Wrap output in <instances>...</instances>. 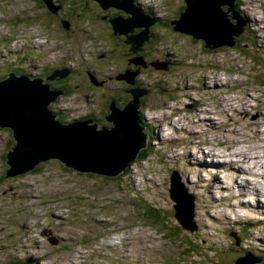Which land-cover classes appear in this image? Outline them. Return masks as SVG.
I'll return each mask as SVG.
<instances>
[{"label":"rangeland","instance_id":"374dc122","mask_svg":"<svg viewBox=\"0 0 264 264\" xmlns=\"http://www.w3.org/2000/svg\"><path fill=\"white\" fill-rule=\"evenodd\" d=\"M40 1L0 0V80L23 73L59 89L51 85L59 78L47 77L69 62V88L50 109L63 122L91 119L98 127L110 125L104 115L111 99L123 107L132 103L130 89H144L137 109L148 134L147 156L136 155L112 176L77 172L58 158L7 176L6 155L16 142L12 129L0 126V264H233L232 257L245 252L264 260V0H240L248 35L215 49L169 25L183 0H140L164 21L148 50L168 68H143L134 76L137 84L121 82L116 40L98 29L67 32L51 25ZM94 73L107 78L104 88L91 84ZM201 107L216 114L215 127L193 122ZM164 131L169 137L161 140ZM225 167L238 171L223 191L213 180L224 181ZM235 190L260 200L247 211L242 195L238 208ZM142 207L160 218L141 217Z\"/></svg>","mask_w":264,"mask_h":264},{"label":"water","instance_id":"95a60500","mask_svg":"<svg viewBox=\"0 0 264 264\" xmlns=\"http://www.w3.org/2000/svg\"><path fill=\"white\" fill-rule=\"evenodd\" d=\"M41 1L52 13L60 8L53 0ZM97 1L103 7H115L129 14L128 17L114 16L110 19L115 32L127 34L133 26L144 25L138 33L127 35L126 42L131 44L133 51L148 40V27L154 21L133 0ZM235 1L185 0L183 11L170 24L175 31L201 38L205 48L233 46L235 37L245 30V21L236 13L228 17L229 11L234 12ZM224 5H228L227 10L222 9ZM230 18L235 21L231 22ZM133 63L141 65L144 61L137 57ZM150 65L156 69H167V62L164 61H151ZM138 72L127 69L121 76L131 84ZM57 75L65 77L68 70L57 69L55 75L47 78ZM96 80L91 75L93 84H102ZM63 92V88H51L42 78H30L27 74L9 72L0 80V126L10 127L16 142L6 155V163L9 164V169L5 171L7 176L29 170L38 161L48 158H58L65 166L75 170L112 176L119 174L145 146L147 134L142 131L137 109L140 105L138 96L145 93L144 89H130L132 103L129 101L123 107L111 101L109 112L104 115V120L110 125L101 127L91 119L64 123L56 118L48 110V105ZM190 220L185 221L186 226H190ZM247 258H251L249 252H245L238 264H251L246 261Z\"/></svg>","mask_w":264,"mask_h":264},{"label":"flooded vegetation","instance_id":"af4514ba","mask_svg":"<svg viewBox=\"0 0 264 264\" xmlns=\"http://www.w3.org/2000/svg\"><path fill=\"white\" fill-rule=\"evenodd\" d=\"M56 3L60 6L59 10L51 14L53 18V22L57 23L58 26L64 27V31H74L75 30H85L86 27L93 31L98 29V33L100 31L103 33L104 37L109 38V40H116L115 44V51L118 52L117 63H120L119 72H124L127 69H137L140 72L150 66L149 62L152 61V53L149 49V38L155 39L156 33L155 29L160 27L163 24V21L157 19L156 23L149 28L148 33V40L144 41L139 48L136 50H132V46L130 43L126 42L127 36L125 34H115L113 33L111 24L109 20L114 16H127L124 11L115 7H103L97 0H55ZM35 21V18H34ZM84 27V28H83ZM142 28L141 27H134L130 32L131 33H138ZM108 32V35L105 34ZM73 33V32H72ZM137 57H141L144 61L143 64L139 65L133 63V60ZM64 63L62 66H64ZM69 68L70 73L74 71V68L71 67V64L68 63L66 66ZM84 71L89 72V69H85ZM69 73V74H70ZM89 73H93L90 70ZM67 75L64 78H60L57 81L51 82V85L60 88H63L66 91L69 88V81L71 79V75ZM96 77L97 82H102L101 85H95L100 88H104L107 83V78H102L101 75H97L96 73L92 74ZM90 82V81H88ZM121 82L126 83L125 79H121ZM134 83L137 84L136 80L134 79ZM127 84V83H126Z\"/></svg>","mask_w":264,"mask_h":264},{"label":"bare ground","instance_id":"6f19581e","mask_svg":"<svg viewBox=\"0 0 264 264\" xmlns=\"http://www.w3.org/2000/svg\"><path fill=\"white\" fill-rule=\"evenodd\" d=\"M228 6V5H227ZM56 78H59V76L57 75L56 76ZM214 78V77H213ZM213 78H212V80H211V78H209L210 80H208L207 82H213ZM214 85H219V86H221L220 84H213V86ZM210 86V85H209ZM216 86V87H217ZM209 88V87H208ZM208 91V90H207ZM170 92V91H169ZM218 92V91H217ZM173 93H175V92H173ZM170 94H171V92H170ZM212 94V93H211ZM217 94V93H216ZM179 96V95H178ZM217 96V95H216ZM199 101H200V99H199ZM59 102V101H58ZM193 103H194V101H193ZM178 109V108H177ZM48 110L50 111V112H52L53 113V111H51V109H50V105H48ZM170 110V109H169ZM173 110V109H172ZM182 110V109H181ZM184 110V109H183ZM177 111V110H176ZM180 113V112H179ZM176 114V113H175ZM161 115H162V113H161ZM181 115V114H180ZM195 118H197L196 119V121H193L194 123H196L197 125H200V126H207V128L206 129H208V128H210V127H215L214 126V123H212V121H213V119H212V117L213 118H216L215 117V115L216 114H214V113H211V112H209L206 108H204V107H201L200 109H197V111L195 112ZM217 116H219V114H217ZM221 117H223L222 115H221ZM161 118V117H160ZM209 118V119H208ZM189 119V118H188ZM182 121V119H180V118H178V121ZM192 120V119H191ZM210 120V121H209ZM228 121V120H227ZM183 123H185L184 121H182ZM183 123H181L180 122V128H183L184 126H185V124H183ZM158 124V123H157ZM160 124V123H159ZM154 125V124H153ZM165 125V124H164ZM178 125V124H177ZM162 126V125H161ZM222 126V125H221ZM229 126V125H228ZM227 128V127H226ZM158 129H160V132L161 131H163V130H165L166 128H164V129H161V128H158ZM169 129V128H168ZM216 129V128H215ZM232 129V133H231V135L232 134H234L235 133V131L237 130V125H235V124H232V127H230V128H227V131H230ZM177 130V129H176ZM185 130H186V128H185ZM202 130H203V128L201 127V128H199L198 129V131L201 133L202 132ZM218 130V129H217ZM226 130V129H225ZM143 131V130H142ZM160 132H158V137H159V139H161L162 140V138H164V139H167L168 137H169V135L168 134H165L166 133V131H164V135H162V136H160ZM144 133V132H143ZM202 134V133H201ZM193 140V139H192ZM238 159H241V158H238ZM46 161V160H45ZM40 161H38V163H39ZM214 162H215V160H214ZM193 166L195 167V166H197L196 165V161H195V159L193 160ZM261 166V165H260ZM260 166H258V165H254V166H252L251 167V169H253V168H259ZM262 167V170H263V166H261ZM250 168H249V166H247L246 167V170L253 176V171L251 170ZM261 169V168H260ZM238 171V169L236 168V167H225L224 169H223V171L222 172H225V174L227 175V177H225L226 175H224V181L223 182H216V180L214 179L213 181H214V186L215 185H217V184H220V185H223L221 188V190H223V191H225L226 190V188L227 187H225V184L227 183L228 184V186L230 187L231 186V181H232V177L233 176H235V175H237V172ZM211 174H213L212 172L210 173V175ZM208 176V175H207ZM204 177V176H203ZM210 177V176H209ZM200 178V177H199ZM200 183V182H199ZM191 184H192V182H191ZM219 185V186H220ZM200 186V185H199ZM237 187H241V186H237ZM202 188V187H201ZM209 188V187H208ZM216 188V187H215ZM192 190H194V189H192ZM258 190H259V188H258ZM175 191V190H174ZM196 191V190H195ZM220 191V190H219ZM228 191V190H227ZM176 192V191H175ZM204 192V191H203ZM236 194H234V196H233V198L235 199V201H236V205L238 206V208H241L242 209V207H243V201H241L240 200V197L242 196V195H244L245 196V198H243V199H245V200H247V205H246V207H245V209L248 211L249 210V208H250V206L251 205H253V204H256V202H255V200H260V198H259V196L260 195H264V194H259V196H257V195H255V193L254 192H246V191H244V190H235L234 191ZM178 195H180V191H179V193H177ZM182 194V193H181ZM190 194V193H189ZM199 194V193H198ZM204 194V193H203ZM37 195V194H36ZM178 195H176L175 196V198H178ZM211 195V194H210ZM181 196V195H180ZM204 196H207V195H204ZM208 198H210V196H207ZM213 197V200L214 201H217V198L216 197H214V196H212ZM224 197V196H223ZM221 200V199H220ZM232 203V202H231ZM233 204V203H232ZM229 205V204H228ZM228 205H226V206H228ZM202 206H204V207H206V206H208L207 204H203ZM233 206H235V205H233ZM236 206V207H237ZM210 207V206H209ZM219 207V206H218ZM208 208V207H207ZM211 208V207H210ZM227 208V207H226ZM235 208V207H234ZM219 209V208H218ZM217 209V210H218ZM210 210V209H209ZM208 210V211H209ZM231 210V209H230ZM236 210V209H235ZM243 210H244V208H243ZM232 211H234V210H232ZM238 211H239V209H238ZM240 212V211H239ZM217 213V212H216ZM225 213V212H224ZM223 213V214H224ZM235 213H237V212H235ZM210 214V213H209ZM219 214V213H218ZM217 214V215H218ZM187 217H190L191 218V216H190V214H187ZM215 217V216H214ZM221 217H223V216H221ZM236 218V217H235ZM219 221V220H218ZM232 221V220H231ZM218 223H220V222H218ZM226 227V226H225ZM261 227V226H260ZM263 231H261L260 233H262ZM38 243V242H37ZM236 250V249H235ZM123 255V254H122ZM34 256H35V258L36 259H39L40 257H41V255L40 254H34Z\"/></svg>","mask_w":264,"mask_h":264},{"label":"trees","instance_id":"16d2710c","mask_svg":"<svg viewBox=\"0 0 264 264\" xmlns=\"http://www.w3.org/2000/svg\"><path fill=\"white\" fill-rule=\"evenodd\" d=\"M40 1V0H39ZM41 2V1H40ZM42 3V2H41ZM42 6L43 7H45L46 8V10L48 11V14L50 15V16H52L51 14H53V13H51L48 9H47V7L45 6V4H42ZM125 14H126V12H125ZM55 87V86H54ZM145 150L143 149V150H141V152L139 153V158L138 159H143L144 157H146V154H145V152H144ZM8 159V157H6V160ZM40 163V162H39ZM38 163V164H39ZM77 172H78V170H76ZM145 213H147V215H149V217L152 219V218H155V219H158V218H160V216H159V212L158 211H156V210H154V209H152V208H149V209H144V208H142V214H145ZM142 216H144V215H142ZM162 231H164V229H162Z\"/></svg>","mask_w":264,"mask_h":264}]
</instances>
